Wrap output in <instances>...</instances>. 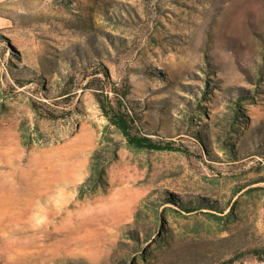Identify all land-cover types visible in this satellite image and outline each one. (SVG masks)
<instances>
[{
	"label": "rangeland",
	"instance_id": "obj_1",
	"mask_svg": "<svg viewBox=\"0 0 264 264\" xmlns=\"http://www.w3.org/2000/svg\"><path fill=\"white\" fill-rule=\"evenodd\" d=\"M105 74L188 153L129 148L83 87ZM93 160L103 182L80 192ZM165 230L212 241L213 264H264V0H0V264H167Z\"/></svg>",
	"mask_w": 264,
	"mask_h": 264
},
{
	"label": "trees",
	"instance_id": "obj_2",
	"mask_svg": "<svg viewBox=\"0 0 264 264\" xmlns=\"http://www.w3.org/2000/svg\"><path fill=\"white\" fill-rule=\"evenodd\" d=\"M73 78V75L67 78V80L63 77V82L58 85L59 91H57L55 95L57 99L51 102L54 106H59V103H67L71 100L72 91L70 89V83ZM83 87L92 90L101 113L106 117L105 119L108 121L109 125L113 126L117 132L122 134L129 148L160 151L177 150L188 153L186 148H179L174 146L171 142L161 143L160 141H155L140 129V123L137 121L139 115L137 111H135L131 100L127 97L129 94V85L127 83L120 86L115 85V82L105 74L104 78L92 76L91 79H88L87 82L84 83ZM56 108L57 107H55L54 110H56ZM33 109L42 118H63L68 114V111L63 112L62 110L57 114L54 113L53 110L44 111L43 113L37 107ZM233 121L234 120H232L231 123ZM228 147L231 151V146L228 145ZM116 148L117 146L113 147L112 153L116 151ZM105 170L106 167L104 162L93 160L90 169L91 176L89 175L87 181L79 186L80 192L94 190L99 186V184L103 182ZM200 200L196 202L187 200L185 203L182 201L178 209L185 213L207 209L208 212L206 213H208V219L211 220V218H214L217 220L223 218L221 215H216L211 212L222 213L224 208H226V204L220 205L217 201L210 204V202ZM156 230L158 231V228H156ZM165 232L166 237L157 241V245H155V254L157 258H166L168 261L167 264H213L219 258L218 250L212 247V241H209L207 238H205L198 247L192 248L191 246H186L177 248V246L174 245L175 238L173 233L169 230H165ZM147 252L152 254V249L147 250ZM248 252L257 256L262 255V252L257 248H253ZM138 258L142 264H146V255L144 253L138 254Z\"/></svg>",
	"mask_w": 264,
	"mask_h": 264
},
{
	"label": "bare ground",
	"instance_id": "obj_3",
	"mask_svg": "<svg viewBox=\"0 0 264 264\" xmlns=\"http://www.w3.org/2000/svg\"><path fill=\"white\" fill-rule=\"evenodd\" d=\"M33 169H34V168H33ZM33 169H32V170H33Z\"/></svg>",
	"mask_w": 264,
	"mask_h": 264
}]
</instances>
